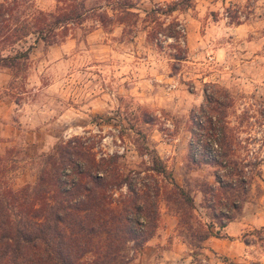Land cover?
I'll return each mask as SVG.
<instances>
[{
	"label": "rangeland",
	"instance_id": "obj_1",
	"mask_svg": "<svg viewBox=\"0 0 264 264\" xmlns=\"http://www.w3.org/2000/svg\"><path fill=\"white\" fill-rule=\"evenodd\" d=\"M175 1L0 0V57L28 52L0 64V186L32 183L39 158L73 137L146 180L156 154L194 208L188 216L154 175L155 255L175 247L178 263L264 264V161L233 208L227 191L209 190L220 168L188 157L190 112L216 84L232 99L229 159H264V0H190L167 11ZM56 16L64 21L54 26ZM39 30L46 40H36ZM221 214L241 230L219 251L199 237L222 234Z\"/></svg>",
	"mask_w": 264,
	"mask_h": 264
},
{
	"label": "trees",
	"instance_id": "obj_2",
	"mask_svg": "<svg viewBox=\"0 0 264 264\" xmlns=\"http://www.w3.org/2000/svg\"><path fill=\"white\" fill-rule=\"evenodd\" d=\"M189 1L177 0L167 11L189 7ZM63 21L56 16L53 25ZM39 31L36 40H46V34ZM27 55L24 51L0 57V64H12ZM212 87L190 112L188 157L194 165L218 166L220 169L214 172L217 186L209 185V190L214 198L227 191L225 197L232 207L239 208L255 174L252 168L264 159H229L232 127L226 108H230L232 99L218 85ZM151 161L146 176L152 183L139 176V170L122 172L114 154L96 158L81 137L60 142L39 158L32 183L17 190L0 186V264L130 262L157 227L162 187L155 174L172 186L171 193L188 209V216L194 208L192 196L174 181L161 158L154 154ZM218 216L220 227L235 217ZM210 236L223 235L209 231L200 235L199 242Z\"/></svg>",
	"mask_w": 264,
	"mask_h": 264
},
{
	"label": "crops",
	"instance_id": "obj_3",
	"mask_svg": "<svg viewBox=\"0 0 264 264\" xmlns=\"http://www.w3.org/2000/svg\"><path fill=\"white\" fill-rule=\"evenodd\" d=\"M240 230H241V227H239L238 225H234V222L231 221L227 223L224 227H222V234L225 235V238L210 236L209 238L206 239L205 243L203 244L210 246V248L213 250L221 251L220 248L218 249V246L222 244L221 242L226 239L233 240V238L236 237L237 235L236 232ZM155 242H159V239L151 238L150 240H147V242L144 245V248L142 249L143 253L139 257V260L137 261V263L131 262L129 264H184V263H178L176 261V258H178L181 255V252H179L175 247H172L171 250H169V255H167L166 252L164 251L163 256H156L155 252L157 251L158 253L160 251L152 249L150 247L151 245H154ZM151 250H153L154 253H152ZM186 264H189V263H186Z\"/></svg>",
	"mask_w": 264,
	"mask_h": 264
}]
</instances>
